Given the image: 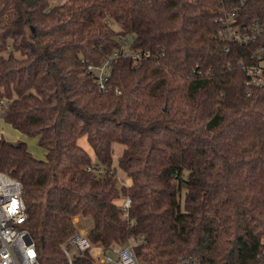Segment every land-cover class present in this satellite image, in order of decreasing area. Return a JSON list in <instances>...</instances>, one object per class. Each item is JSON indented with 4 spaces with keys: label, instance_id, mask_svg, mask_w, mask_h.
<instances>
[{
    "label": "trees",
    "instance_id": "1",
    "mask_svg": "<svg viewBox=\"0 0 264 264\" xmlns=\"http://www.w3.org/2000/svg\"><path fill=\"white\" fill-rule=\"evenodd\" d=\"M53 1L0 0L1 116L46 151L0 138V172L24 185L40 264H68L78 217L93 245L143 235L150 264H264V88L248 96L244 69L264 36L230 44L213 20L236 2L264 26V0ZM124 45L150 55L115 60L104 93L87 62Z\"/></svg>",
    "mask_w": 264,
    "mask_h": 264
},
{
    "label": "built area",
    "instance_id": "2",
    "mask_svg": "<svg viewBox=\"0 0 264 264\" xmlns=\"http://www.w3.org/2000/svg\"><path fill=\"white\" fill-rule=\"evenodd\" d=\"M240 7L241 5L236 2H232L229 6L222 5L221 11L215 13L213 20L220 26L219 36L223 40L230 44L249 46L264 36V26L258 20L252 22L239 20ZM11 49L9 44L6 53H9ZM228 50L226 48V51ZM149 55L147 52L133 51L124 45L121 49L104 57L99 64L88 61L86 68L87 72L95 78L99 89L106 93L110 90L109 81L115 60L124 57L138 63ZM253 57H256L259 62L244 67L249 76L246 82L248 96L252 89L264 88V46L258 49ZM8 105L9 102L3 98L0 102V118ZM1 133L0 131V136ZM24 194V185L21 181L0 172V264H40L36 242L25 227L29 217ZM130 203L129 199L124 203L125 212L128 211ZM144 243L145 237L141 235L129 238L124 244H115L110 247L93 245L88 239V231L80 229L61 246V249L68 264H74V260L86 251L91 253L97 264H150L141 259L137 251L138 247ZM71 248L77 251L75 256L72 255ZM176 264H200V261L193 256H181Z\"/></svg>",
    "mask_w": 264,
    "mask_h": 264
},
{
    "label": "rangeland",
    "instance_id": "3",
    "mask_svg": "<svg viewBox=\"0 0 264 264\" xmlns=\"http://www.w3.org/2000/svg\"><path fill=\"white\" fill-rule=\"evenodd\" d=\"M66 0H54L53 5L62 4ZM131 46V43H129ZM0 131L1 136L0 138L11 142V143H18L24 142L27 144L30 153L37 159H45L46 158V151L39 146L38 139L35 137H29L18 130L14 129L10 124L6 123L4 119L0 118ZM79 144L91 155L94 157L93 150L91 149L90 145L87 142L86 137H83L79 140ZM125 146L121 144H114V166H118V158L121 156L123 149ZM117 178L119 180V185L129 184V180L126 177V174L123 173L121 170L118 169ZM122 202V201H121ZM120 203V202H119ZM75 224L77 225V231L80 229H84L85 231H89V229L93 226V220L89 218H82L78 217L74 220ZM71 253L73 256L77 254V251L74 248H71Z\"/></svg>",
    "mask_w": 264,
    "mask_h": 264
}]
</instances>
